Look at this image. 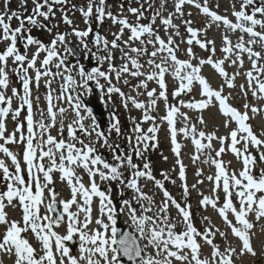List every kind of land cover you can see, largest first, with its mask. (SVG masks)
Instances as JSON below:
<instances>
[{
	"label": "snow or ice",
	"instance_id": "obj_1",
	"mask_svg": "<svg viewBox=\"0 0 264 264\" xmlns=\"http://www.w3.org/2000/svg\"><path fill=\"white\" fill-rule=\"evenodd\" d=\"M12 3L0 0V264L5 257H14L13 264H237L257 257L255 229L264 233V123L257 133L251 121L264 117V0H230V15L220 14L219 0H127L116 12L109 0ZM190 9L204 17L202 26L194 27ZM57 13L70 31H58ZM106 22L116 28L111 39L100 31ZM213 28L219 45L208 35ZM34 31L52 39L45 43ZM205 67L218 79L215 86ZM96 92L113 108L106 128L85 103ZM113 97L129 113L127 130ZM236 99L243 100L240 108ZM211 108L223 117V135L219 126L206 131L204 113ZM133 110L140 115L131 116ZM165 124L175 160L158 177L149 156ZM182 141L192 146L187 155L197 179L191 185ZM229 153L239 169L223 159ZM205 181L207 193L200 188ZM167 184L181 189L179 199ZM193 191L226 230L207 215L203 229L196 227ZM9 209H19L20 218H9ZM121 215L128 231L118 227ZM74 239L78 246L71 249L66 242Z\"/></svg>",
	"mask_w": 264,
	"mask_h": 264
},
{
	"label": "rangeland",
	"instance_id": "obj_2",
	"mask_svg": "<svg viewBox=\"0 0 264 264\" xmlns=\"http://www.w3.org/2000/svg\"><path fill=\"white\" fill-rule=\"evenodd\" d=\"M80 2H82V0H77L76 3H80ZM122 2L125 4V8H126L127 7V0H109V3L112 5V11L113 12L118 11V6ZM215 2H216V0H212L213 5L215 4ZM219 4H220V8H219L220 14H226L225 10H228L227 14L230 15V0H219ZM17 5H18V0H13L12 7L16 8ZM132 6L135 7L137 5L133 4ZM29 7H31V4H29ZM190 10L193 13V19L197 22L194 25V27L202 26L204 23V17L199 15L196 9H190ZM73 19H74V22L76 24H79L81 29H83L85 27L79 13H76L75 16L73 17ZM130 19H132V17H130ZM144 22L146 23L147 21H144ZM176 22L179 23V21H176ZM13 23L15 24V21ZM54 23L59 24V29H58L59 32L70 31L68 26L61 22L59 13H57V18L54 21ZM100 30L103 34L107 35L109 39H111L112 37L109 35V31H116V28L112 27L110 22H106L105 25L100 28ZM181 31L183 32V28H181ZM33 35L36 36L37 38L41 39L44 42L45 41L49 42L52 39V35L48 34L47 32L34 31ZM208 35H209V37H214L217 40V45H219L220 33L218 31H216L215 28L211 29L209 31ZM195 50L201 56L206 55L205 53L200 51L198 48H196ZM181 58H184V57L181 56ZM230 71H231V69H230ZM204 74L206 76H209L210 78H212V83L214 86L218 83V79H216L213 76V70H211L210 67H205ZM242 82H243L242 79L237 80V84L242 83ZM153 86H155V85H150V87H153ZM124 90L128 91V89H124ZM170 90H171V82H170ZM43 91H44V89L41 88V93H43ZM92 96H95L94 98L96 100L101 101L98 92H97V95H91V96H86V97L88 98V97H92ZM113 99L115 101L116 107L118 108V115H119V118L121 120L122 126L125 127V129L127 130L129 128V122H128L129 113L126 112L122 107H120V102H119L118 98L113 97ZM233 103L236 107L240 108L242 103H243V100L236 99L233 101ZM42 104H43V101H42ZM102 107L106 108L104 103H103ZM106 109H107L108 113L109 112L111 113L113 110L112 105L111 104L108 105ZM160 114L161 115L164 114L163 104L160 105ZM130 115L138 117L140 115V113L133 110L130 113ZM189 115H191L193 117V119H195V113L190 112ZM204 118L207 121L206 131H212L215 126H219L220 131L218 134H220V135L225 134V130L222 127L223 117L218 113V111L215 108H211V109L205 111ZM69 119H71V117H69ZM89 123H90V121H89ZM251 123L253 124L255 131H257V133H259L262 130V123H264V117L258 116L257 118L253 119L251 121ZM108 124H109V121L107 122V124L104 128H106L108 126ZM11 127H12V125L9 124V128H11ZM53 135H55V132H53ZM158 135H159L160 146L157 150L150 153L149 159L151 160L152 167H153L155 174L159 177V173L161 171H166V170H169L172 168V166L174 164L175 157L170 151V143H169L166 124L163 125V127L161 128V131ZM182 142L187 144V147L183 149V151L185 153L183 159H184L185 165H187V181H188V184L191 185V184L195 183V181L197 179V177L194 174L196 171V166L192 164L189 156L187 155V153L192 151V146L190 143H188L186 141H182ZM122 146H123V142H122ZM217 147H218V145H217ZM161 153L163 154V156L168 157L167 161H165L163 159ZM223 159L225 161L231 160L232 161L231 167L234 169H239L241 167V165L235 160V158L230 153L227 155H224ZM202 167L204 168L205 175L210 174L209 169L206 165L202 166ZM173 176H175V173H173ZM177 184H179V181L177 182ZM102 187H103V185H102ZM151 187L152 186L149 185V188H151ZM166 187L171 191V193L174 196H176L177 199L180 198L181 189L178 186H173L171 184H167ZM200 188L202 191L207 193L209 188H210V185L208 184L207 181H205V183L203 185H201ZM56 190L58 192H60V194L63 198H68V195H69L68 189L66 188V186L61 184L59 181H57V183H56ZM145 191H148V189H145ZM130 195H131V193L127 192V193H125V196L123 198L126 199ZM112 198H113L114 202L116 203V205L119 206L121 197L119 196L116 185H113ZM157 199H159V197H157ZM198 201H199V196L195 191H193L192 195L190 197V203L192 205L191 211L193 214V220H194L196 227L201 229V230L203 229V225L201 223V217L207 215V216L211 217L213 224H215L217 227H220L221 230H226L225 225L223 224V221L221 220V218L211 208L207 209L206 211L204 209H202L199 206ZM95 207H96V204L94 203V208ZM8 211H9V218H11V219H19L20 218V210L19 209H16V210L9 209ZM172 214L175 215L174 209L172 210ZM94 215H96L95 212H94ZM126 221H127V216L121 215L118 218V226L126 224ZM57 231L60 232L61 234L65 233V229L63 227L57 229ZM255 231L257 232V236H256V238H254V246L256 247V250L258 252V256L255 258L246 256L243 258L242 262L240 260H238L237 264H264V255H260L261 242L264 241V233L259 232V227H257L255 229ZM0 232H3V228H0ZM29 238H30V240L32 239L31 234H29ZM229 239L232 240V242L234 244L237 243V241L234 238H232L231 235H229ZM32 242L35 244L34 240H32ZM75 242H76V245L74 246V248H71V249L77 248L78 240H75ZM216 242L220 243L219 236H217ZM203 250H204L205 254H208L210 252V249L207 246H205ZM3 259H4V264H13L14 257L13 258H6L5 257Z\"/></svg>",
	"mask_w": 264,
	"mask_h": 264
},
{
	"label": "water",
	"instance_id": "obj_3",
	"mask_svg": "<svg viewBox=\"0 0 264 264\" xmlns=\"http://www.w3.org/2000/svg\"><path fill=\"white\" fill-rule=\"evenodd\" d=\"M87 106L90 107L89 105H87ZM92 110H93L94 115L97 118V121L99 123H102V121L105 120V115L101 111H99V108H97L96 110L92 108ZM59 210L60 209H58V211ZM119 228L121 229V231H128L129 230L127 226L126 227H119ZM75 244H76L75 239L71 242H67V246H69L71 248H73L75 246ZM123 264H128L126 259L123 261Z\"/></svg>",
	"mask_w": 264,
	"mask_h": 264
},
{
	"label": "flooded vegetation",
	"instance_id": "obj_4",
	"mask_svg": "<svg viewBox=\"0 0 264 264\" xmlns=\"http://www.w3.org/2000/svg\"><path fill=\"white\" fill-rule=\"evenodd\" d=\"M96 93H94V95H95ZM90 100H93V99H90ZM93 102V101H92Z\"/></svg>",
	"mask_w": 264,
	"mask_h": 264
}]
</instances>
